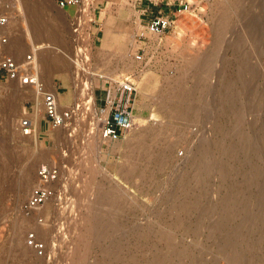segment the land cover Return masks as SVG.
Listing matches in <instances>:
<instances>
[{
    "label": "rangeland",
    "instance_id": "1",
    "mask_svg": "<svg viewBox=\"0 0 264 264\" xmlns=\"http://www.w3.org/2000/svg\"><path fill=\"white\" fill-rule=\"evenodd\" d=\"M30 1L38 10V18L14 16L17 27L10 26V43L16 42L17 50L0 48V63L11 53L17 55L20 66L24 62L33 64L37 57L33 63L27 62L32 46L49 44L50 59L42 64L41 78L46 88L58 95L60 106L71 111L70 124L63 126L61 134L72 136L67 143L76 152L71 165L79 169V190L85 197L78 196L83 201L74 196L61 197L62 187L69 186L65 162L51 164L46 157L58 152L56 131L47 127L38 136L36 130L39 145L22 141L20 123L24 118L33 121L35 104L31 98L16 99L12 83L0 79V264H16L18 259L21 264H33L36 259L27 235L37 233L41 239L38 227L51 225V237L55 234L57 238L68 222L63 214L57 217L56 213H63L60 208L71 204L80 207L73 212L89 227L95 226L102 234L123 242L122 253L132 252L137 264H264V54H259L260 5L248 7L246 19L241 20L238 14L231 17L225 23L230 27L222 33L224 37H217L219 13L214 0H84L81 8L87 5L88 15L81 17L80 7L61 10L56 0ZM183 2L191 8L176 14L171 31L160 37L146 31L148 22L159 11L170 15ZM109 20L114 35H122L130 25V35L135 38L119 39L120 49L112 36L111 41L106 38L105 24ZM141 33L145 38H140ZM244 34L248 44L236 53L234 39L244 38ZM219 37L223 43L218 49L215 44ZM211 53L216 56L212 55L214 61L210 58L213 75L208 81L206 58ZM137 54L142 61L136 60ZM242 55H250L248 65L258 73L256 91L260 94L245 95L242 90L241 83L251 81V74L238 62ZM196 58L201 61L194 62ZM149 79L152 84L147 86ZM124 80L134 82L138 90L133 106L135 126L119 141L93 144L86 130L95 122L96 103L103 96L99 90L96 97L95 90H104L111 81ZM61 86L62 96L56 90ZM240 89L243 98L237 94L238 90L242 93ZM42 112L39 124L45 117ZM172 116L174 121L170 122ZM140 127L145 130L144 142L139 148H131L129 139ZM34 163L31 192L43 184L41 166L57 169L61 175L49 186L55 196L30 217L23 210L32 193L28 191L20 199L16 187H7L3 181L13 174L20 176ZM206 164L211 167L209 173L204 170ZM112 194L119 197L117 206L112 204ZM81 201L83 204L75 205ZM114 222L119 229L113 235ZM80 230L86 233L83 227ZM80 230L71 232L68 242L72 243L70 249L76 245L80 249L84 264H119L107 253L113 246L111 239L91 232L79 243ZM56 238L46 243L51 253L53 247L49 244L54 246ZM161 255L168 259L164 261Z\"/></svg>",
    "mask_w": 264,
    "mask_h": 264
},
{
    "label": "bare ground",
    "instance_id": "2",
    "mask_svg": "<svg viewBox=\"0 0 264 264\" xmlns=\"http://www.w3.org/2000/svg\"><path fill=\"white\" fill-rule=\"evenodd\" d=\"M42 1V0H41ZM83 1L84 0H82V5H83ZM187 1H189V2H191V3H194L195 2V0H187ZM212 1V0H211ZM30 0H14V2H13V5H12V8H11V21H10V26L12 27V26H16L17 27V25H16V21H15V17L14 16H16L17 17V15L18 16H24V17H31V18H34V20L35 19H37L38 18V10L36 11L34 8H33V6H32V3L30 4ZM89 2V1H88ZM196 4V3H195ZM212 4V3H211ZM214 4H215V7L217 8L218 7V13H219V15H217V17L219 16V18H218V20H217V23H216V28H215V32H216V34H217V37L218 36H220V35H224V34H222V33H226V28L228 29L230 26H229V23H227V25H228V27H227V25L225 24L228 20L230 21V19H231V17H233L234 15H236V14H238V17L239 18H241V20H243V19H246L247 18V15L246 14H248V13H246V11L248 12V10H246L248 7H252V6H254V5H260V21L262 22V23H260V42H259V44H260V46L259 45H257V46H259L260 47V52H259V54L260 53H262L261 55L263 56V54H264V39H263V34H264V0H214ZM36 5V4H35ZM82 5H80V6H78V8L80 7L81 8V6ZM37 7H39V6H36V8ZM44 7V6H43ZM85 7V8H84ZM84 7L83 8H81L80 9V11L78 10V12H79V14H80V17H81V15H88V9L87 8H89L87 5H84ZM77 8V9H78ZM256 8H258V6H256ZM40 10V9H39ZM249 14L251 15V13L249 12ZM254 15H255V13H254ZM257 16V15H256ZM255 16V17H256ZM252 17V18H251ZM41 17H39V19H40ZM87 18V17H86ZM250 18L251 19H253L254 17L253 16H250ZM250 18H248V19H250ZM28 19V18H27ZM110 19V18H109ZM217 19V18H216ZM25 20V19H24ZM41 20V19H40ZM45 20V19H44ZM86 20V19H85ZM88 20V19H87ZM239 20V19H238ZM258 20V19H257ZM263 20V21H262ZM82 21V20H81ZM248 20H245V22H247ZM250 21V20H249ZM140 22H141V20H140ZM255 22V21H254ZM242 23V22H241ZM248 23V22H247ZM246 23V24H247ZM86 25V24H85ZM106 25V38L107 39H109L110 41H111V36H112V39H115L114 40V42L118 45V47L120 48V47H122V45H120V42H119V39H122V38H125L126 39V41H128L129 39H130V25H126V28L124 29V33H122V35H114L113 34V30H112V28H113V26L111 25V22H110V20H109V23L107 24H105ZM231 25V24H230ZM254 25H256V24H254ZM242 27H244V26H242ZM241 27V28H242ZM246 27V26H245ZM40 28V27H39ZM38 28V29H39ZM259 28V27H258ZM12 30V29H11ZM36 30V29H35ZM45 30V29H44ZM244 30V29H243ZM258 30V29H257ZM256 30V31H257ZM41 31V30H40ZM43 31V30H42ZM113 31V32H112ZM255 31V30H254ZM253 31V32H254ZM44 32V31H43ZM49 32V31H48ZM15 33V32H14ZM36 33V32H35ZM38 33V32H37ZM51 33V32H50ZM53 33V32H52ZM52 33H51V35H52ZM228 33V32H227ZM39 34V33H38ZM41 34V33H40ZM47 35V34H46ZM49 35V34H48ZM13 36V35H12ZM221 36V37H222ZM254 36V35H253ZM17 37V36H16ZM16 37L14 38V39H16ZM134 37V36H133ZM132 36H131V39L133 38ZM221 37H219L218 38V41H217V44H215L217 47H218V49L219 48H222V41L223 40H221L220 38ZM224 37V36H223ZM222 37V38H223ZM135 38V37H134ZM259 38V37H258ZM16 41V40H15ZM131 41V40H130ZM248 40H247V38H245V34H244V38L242 37V36H240L239 38H236V39H234V43H233V49L235 50V52L236 53H241V50H244L243 49V47L244 46H246V44H248V42H247ZM112 42H113V40H112ZM36 43H38V42H36ZM41 43V42H40ZM204 43V42H203ZM39 44V43H38ZM44 44V43H43ZM42 43L40 44L41 46H38V52H37V54H36V60H35V62L33 63V64H28V63H26V62H24L23 63V70H25V71H27V72H29V73H33L35 70H37L38 72H39V74H40V76L43 78V76L41 75V70H42V64H43V62H46V63H48V59H50V55L48 54V51H47V49H48V47H46L47 45L49 46V44H47V42H46V44H44L43 45ZM255 44H257L256 43V41H255ZM11 45V43L8 45V46H3V45H0V48H2L3 50L4 49H10V50H12L13 49V51H15L16 52V50H15V47H17V43L16 42H12V45ZM11 48H10V47ZM216 46L214 47V51L216 50ZM36 47V46H35ZM121 49V48H120ZM213 51V52H214ZM218 52V51H217ZM10 54V53H9ZM215 53H211V54H209L208 55V57L206 58V62H207V65H206V67L208 68V70H206L207 72H209V73H206V71H205V74H206V76H208V81H209V79H211L212 78V71L213 70H211L210 69V65L212 64L211 63V61H210V58H213V61H214V59H215V57H212V55H214ZM17 56V55H16ZM214 56H216V55H214ZM243 56V55H242ZM248 56V55H247ZM250 56V55H249ZM249 56H248V58H249ZM239 58H240V56H239ZM248 58H246V56H243V58L240 60L239 59V63H241L242 64V68L243 69H246L248 72H249V75L251 74V81H247V79L243 82V84L241 83V85H243L244 87V89H242V90H244L245 91V95H253V94H260V93H257V87H256V81L258 80V78H259V76H258V73H256V71L254 70V69H252V67L250 68L249 67V63H248V60L250 59H248ZM199 61H201L199 58H196V60L194 61V62H199ZM125 64V63H124ZM128 64V63H127ZM213 66V65H212ZM240 67V66H239ZM257 67V66H256ZM255 68V67H254ZM202 70V69H201ZM111 71V70H110ZM203 71V70H202ZM202 71H201V73H202ZM104 74H105V72L106 71H102ZM112 72V71H111ZM248 72H246V73H248ZM102 73V74H103ZM241 73H242V71H241ZM241 73H240V78L242 79V77L243 76H241ZM244 73V72H243ZM97 74V73H96ZM108 74V73H107ZM106 74V75H107ZM115 74V73H114ZM117 74V73H116ZM98 75V74H97ZM110 75V74H109ZM113 75V74H112ZM111 75V76H112ZM200 75V74H199ZM202 75V74H201ZM245 75V74H244ZM248 75V74H247ZM248 75V76H249ZM101 77H102V75H100ZM105 76V75H104ZM110 76V77H111ZM114 76V75H113ZM106 77V76H105ZM109 77V76H108ZM113 78V77H112ZM149 78V77H148ZM206 78V77H205ZM244 78L245 77H243V80H244ZM239 79V78H238ZM204 80V79H203ZM249 80V79H248ZM43 81V80H42ZM151 80L149 79V81H148V85L147 86H150L152 83V81L150 82ZM205 81V80H204ZM248 83H247V82ZM253 81H255V83L253 82ZM241 82V81H240ZM10 83H12V92L14 93V97L16 98V99H28V98H31L32 99V101L34 102V104H35V107L33 108L34 109V111H33V113L31 114V116H32V119H33V123L36 125V128H37V135L39 136V134H40V124H39V120H40V113L42 114L43 112L42 111H44V107H43V96H42V93H40L37 89H35L34 87H28V86H23V85H21L19 82H10ZM247 83V84H246ZM208 87V86H207ZM48 89V88H47ZM49 91H52V92H54L55 93V91L54 90H50V89H48ZM241 90V89H240ZM242 90H241V92H242ZM237 94H238V96H242L243 95V92L242 93H240L239 92V90L237 91ZM57 97H58V95H57ZM244 96H242V98H243ZM59 99V98H58ZM59 101H60V99H59ZM59 104H60V102H59ZM198 106V105H197ZM61 107V106H60ZM194 108V107H193ZM192 109V108H191ZM187 110L189 111L190 110V108L188 107L187 108ZM198 110V109H197ZM197 110H194V111H197ZM193 110H191V112H192ZM188 116H190L189 114H188ZM193 116V115H192ZM194 116H195V114H194ZM174 117L172 116V117H170V119H169V121L170 122H173L174 121V119H173ZM190 118V117H189ZM193 118V117H192ZM31 119V118H30ZM41 119H42V115H41ZM138 119H140V118H138ZM192 120V119H191ZM194 120V119H193ZM68 121V120H67ZM67 121H66V123H65V125L67 126V125H69L70 123H67ZM138 122H139V120H138ZM143 128V127H142ZM141 127L138 129V130H134V132L132 133V136L130 137V139H129V142H128V144L130 145V146H132L131 148H139V147H141L142 146V144H143V140L145 139V130L144 129H142ZM63 126L60 128V129H58V130H56V133H55V137H54V140H55V143H56V145H57V147H58V152L56 153H50V154H48L46 157L48 158V161H49V163H51V164H57L58 162H60L61 160H63L64 162H65V164H64V171L66 172V183H68L67 185H69L68 187L67 186H63L62 187V189L65 187V189H63L64 191H60L61 193H62V195H61V197H64V198H68L69 196L70 197H85L84 195H83V192H82V195H81V193H80V190H81V188H79V183H80V178L79 177H81V175L79 176V169H76L75 167H73L72 165H71V162H72V156H73V154H74V157H76L75 155V153H73V149H71L70 147H69V145L67 144L68 142H69V140H70V138L72 137L71 136V134L70 133H63V134H61L62 132H63ZM133 130V129H132ZM87 133H88V137H89V140H90V142H92L93 144H99V143H102V142H106L107 140H102L101 139V137H100V133H99V125H98V123L95 121L94 123L92 122L91 124H89L88 125V127H87ZM72 133V132H71ZM38 136H35V135H33V136H31V137H25V136H23L22 137V141H29V142H31L32 144H31V146L32 145H39V137ZM162 137V136H161ZM246 137V136H245ZM258 137V136H257ZM262 137V136H261ZM256 138V137H255ZM254 137L253 138H251V139H255ZM21 139V138H20ZM247 139H248V137H247ZM255 140H257L258 141V139L256 138ZM260 140H261V138H260ZM156 141H158L157 139H156ZM155 141V142H156ZM161 141V140H160ZM160 141H158V142H160ZM249 141H250V139H249ZM256 141V142H257ZM99 142V143H98ZM252 142V141H251ZM250 142V143H251ZM262 142V141H261ZM157 143V142H156ZM263 143H264V141H263ZM247 144H249V142H247ZM258 144V143H257ZM147 145V144H146ZM155 146L154 147H157V145H158V143H157V145L156 144H154ZM249 145H252V144H249ZM248 145V146H249ZM54 147V146H53ZM150 147H152V146H150ZM149 147V149H150V151L152 150V148H150ZM160 147V146H159ZM257 147V146H256ZM260 147V146H259ZM258 147V149H260ZM148 149V148H147ZM160 149V148H159ZM250 149H252V148H250ZM249 149V150H250ZM253 149H255V147H253ZM138 150V149H137ZM139 150H141V148L139 149ZM138 150V151H139ZM155 150V149H154ZM154 150H152V151H154ZM247 150V149H246ZM255 150H257V148L255 149ZM255 150H254V152H255ZM57 151V150H56ZM129 151V150H128ZM136 151V150H135ZM151 151V152H152ZM159 151V150H158ZM155 152V151H154ZM151 154V153H150ZM158 154V153H157ZM146 155V154H145ZM154 155H156V154H154ZM254 156V155H253ZM77 157H78V155H77ZM156 157V156H155ZM259 157V156H258ZM257 157V158H258ZM150 158H152L153 159V154H152V156H150ZM248 158H250V157H248ZM248 158H246V160H248V162L249 161H251L250 159H248ZM260 159L262 158V157H259ZM76 159H78V158H76ZM75 159V160H76ZM259 159V160H260ZM74 160V161H75ZM256 160V159H255ZM81 161V160H80ZM257 161V163H258V160H256ZM262 161V160H261ZM76 162H77V160H76ZM75 163V162H74ZM78 163H79V160H78ZM77 163V165H80V163L78 164ZM162 163V161L160 162V164ZM255 163V162H254ZM76 164V163H75ZM159 164V165H160ZM247 164V163H246ZM251 164V163H250ZM77 165H76V167H77ZM248 165H249V163H248ZM253 165V164H252ZM255 165V164H254ZM35 166H36V163H34V164H30V165H28L24 170H23V172H22V174L20 175V176H17V175H11L10 177H7L4 181H3V183H4V185L6 186L7 185V187H13V186H15L16 187V189H17V191H18V198H24L25 196H26V194L28 193V191H30L31 192V190H32V188H34V168H35ZM81 167V166H80ZM253 167V166H252ZM78 168V167H77ZM210 169H211V167H210V165L209 164H206L205 165V168H204V170L205 171H207V173H209V171H210ZM253 169V168H252ZM258 169V168H257ZM256 169V170H257ZM80 170H81V168H80ZM143 170V169H142ZM260 170V169H259ZM145 171V170H144ZM79 172V173H78ZM255 172V171H254ZM257 172H258V170H257ZM261 172V171H260ZM145 173V172H144ZM61 175V174H60ZM142 175H143V173H142ZM250 178H252V177H250ZM95 181V180H94ZM251 181V180H250ZM253 181H255V180H253ZM92 182V181H91ZM2 183V182H1ZM43 183V182H42ZM65 183V182H64ZM53 183L52 182H50V183H43V184H41V185H44L45 187H49L50 185H52ZM40 185V186H41ZM66 185V184H65ZM90 187V186H89ZM37 188V187H36ZM86 188V187H85ZM97 188V187H96ZM80 189V190H79ZM262 189V188H261ZM85 190H87V189H85ZM34 191V190H33ZM82 191V190H81ZM263 191V190H262ZM90 192V191H89ZM31 193H33V192H31ZM60 193V194H61ZM92 194V193H91ZM114 195V196H113ZM116 194H112V198H111V201H112V204H114V205H116L117 206V204L119 203V197H117V196H115ZM55 196V195H54ZM257 196H259V195H257ZM78 197V198H79ZM251 198V197H250ZM63 199V198H62ZM80 199V198H79ZM83 198H81L80 200H82ZM64 201H65V199H63ZM62 200V201H63ZM260 200V199H259ZM49 201V200H48ZM47 201V202H48ZM83 201V200H82ZM82 201L80 202V203H78V204H75V205H79V204H83L82 203ZM86 201V200H85ZM46 202V203H47ZM74 202V201H73ZM236 202V201H235ZM264 202V201H263ZM45 203V204H46ZM77 203V202H76ZM261 203V202H260ZM65 204V203H64ZM85 204V203H84ZM50 205V204H49ZM66 205H68V204H66ZM74 204H71V205H68V206H63V207H61L60 209H62L63 210V213H61V210H59V215H58V213H56L57 214V217L59 216H61L60 214H63V218H64V220H65V222H68L67 224H66V229H64V226L63 227H60L61 226V224H60V228L61 229H64L63 230V232H61L58 236H57V238H56V236H55V234L53 235L56 239L54 240V242H52V244L54 243V246L52 245L51 246V243L49 244V246L50 247H53V250H52V253L54 254H52L51 253V250L49 251L50 253H51V255H52V257H54V259L52 258H48L49 257V255L47 256V259H40L39 261L42 263V264H84V258H83V255L81 254V251H80V249L77 247V245L76 246H74L72 249H70L69 247H70V245L72 244H70L68 241V237L69 236H71V232H73V234L75 233V232H77V231H79L82 227H83V229H84V231L86 232L85 234L83 233V231L81 232V230H80V232H78V233H82V235H78V237H79V240H78V242L79 241H81V243H82V240H84L85 239V237L88 235V233H91V232H93V233H95V234H97L99 237H101V238H104V239H111V236H109V235H104V234H102L101 232H100V230H99V228H97V227H95V226H91V227H89V223L88 222H85L84 220H80L78 217H76V214H75V212H73V209L74 210H76L77 208H80V207H76V206H73ZM262 205H263V203H262ZM80 206V205H79ZM82 206V205H81ZM264 206V205H263ZM57 211V210H56ZM56 217V218H57ZM262 218V217H261ZM56 220L57 219H55V221L54 222H56ZM59 220V219H58ZM61 220H62V218H61ZM223 220V219H222ZM227 220V218L226 219H224V221H226ZM230 221V220H229ZM62 222H64V221H62ZM230 223H231V221H230ZM56 224H59L58 223V221L56 222ZM50 226V227H49ZM58 226V225H57ZM228 226V225H227ZM230 226V225H229ZM245 226V225H244ZM58 227V228H59ZM112 227H113V235L114 234H118V229H119V225H118V223L117 222H114L113 224H112ZM51 228V225H48V227H47V225H44V226H42V227H38V233L40 234V237H41V239L43 240V241H45V243H49L50 242V239L51 238H54L53 236L51 237V231H52V229H50ZM54 228V227H53ZM55 228H56V225H55ZM54 228V229H55ZM57 228V229H58ZM236 228V227H235ZM53 229V230H54ZM56 229V230H57ZM60 229V230H61ZM246 229V228H245ZM235 230V229H234ZM16 231H19L18 229H16ZM247 231V230H246ZM60 232V231H59ZM228 232V231H227ZM233 232V231H232ZM239 232V231H238ZM18 232H16V234H17ZM57 234H58V232H56ZM72 234V235H73ZM233 234V233H232ZM231 234V235H232ZM69 235V236H68ZM76 235V234H75ZM239 235V234H238ZM226 236V235H225ZM240 236V235H239ZM78 237L76 238V239H78ZM114 237V236H113ZM75 239V240H76ZM52 240V239H51ZM49 241V242H48ZM111 241H113V246L110 248V249H108V255L110 256V259L112 260V261H116L117 263H119V264H137V263H135L136 262V259H135V257H134V254L132 253V252H127V253H122V250H121V247H122V244H124L123 242H121V241H119V240H114L113 238L111 239ZM226 241H227V239H226ZM264 241V240H263ZM71 242V241H70ZM80 243V242H79ZM70 244V245H69ZM78 244V243H77ZM235 244V243H234ZM48 246V245H47ZM72 246V245H71ZM49 247V248H50ZM162 257H164L165 259H164V261H166L168 258H167V256L166 255H161ZM162 257H161V259L159 260L160 262L162 261ZM50 259V260H49ZM142 260H144V258L142 259ZM146 260V259H145ZM141 262V261H140ZM139 262V263H140ZM143 263V262H142ZM16 264H21V260L20 259H18V261H17V263Z\"/></svg>",
    "mask_w": 264,
    "mask_h": 264
},
{
    "label": "built area",
    "instance_id": "3",
    "mask_svg": "<svg viewBox=\"0 0 264 264\" xmlns=\"http://www.w3.org/2000/svg\"><path fill=\"white\" fill-rule=\"evenodd\" d=\"M14 0H0V44L8 46L12 39L10 29L11 8ZM82 4V0H56V5L61 10L67 7H76ZM191 5L181 3L179 10L170 15L159 11L146 27V31L151 35L158 37L171 31L175 21L176 14L188 11ZM140 38H145L141 33ZM38 46H32L30 54L27 56V62H34ZM136 60L142 61V57L137 54ZM0 79L6 83L19 82L23 86L34 87L43 96V107L45 117L40 122V134L43 130L56 131L65 125L71 116L70 109L60 107L59 99L56 93L49 91L37 70L29 73L23 70L14 54H6L0 63ZM137 86L134 82L124 80L123 82L111 81L102 89L103 96L96 103L95 121L99 125V133L103 140L116 142L123 139L126 134L135 126L134 103L137 95ZM97 97V96H96ZM36 125L29 118H24L20 123V131L23 136L30 137L36 133ZM39 176L43 183H55L59 179V172L48 166L39 168ZM55 195L52 187L41 185L34 189L30 199L24 205V212L34 217L37 209L45 205ZM41 221V218L39 219ZM42 222V221H41ZM27 244L34 253L35 262L33 264H42L39 260L46 259L49 255L47 244L38 238L37 233L27 235Z\"/></svg>",
    "mask_w": 264,
    "mask_h": 264
},
{
    "label": "crops",
    "instance_id": "4",
    "mask_svg": "<svg viewBox=\"0 0 264 264\" xmlns=\"http://www.w3.org/2000/svg\"><path fill=\"white\" fill-rule=\"evenodd\" d=\"M151 19H152V18H151ZM151 19H150V20H151ZM149 22H150V21H149ZM149 22H148V23H149ZM55 88H56V87H55ZM63 89H64V87H62V86L59 87V88H56V90H57V92L59 93L60 96H62V94L64 93V92H63V91H64ZM99 90H102V89L99 88V89H96V90H95V95H96L97 97H99V96H98V92H99ZM101 93L103 94L102 91H101ZM65 97H68V96H65ZM68 98H69V97H68Z\"/></svg>",
    "mask_w": 264,
    "mask_h": 264
}]
</instances>
